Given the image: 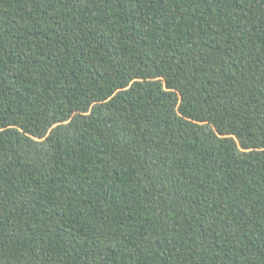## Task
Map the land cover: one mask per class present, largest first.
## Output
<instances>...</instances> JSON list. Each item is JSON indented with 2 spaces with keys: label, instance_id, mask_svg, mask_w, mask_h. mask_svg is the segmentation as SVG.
Instances as JSON below:
<instances>
[{
  "label": "trees",
  "instance_id": "16d2710c",
  "mask_svg": "<svg viewBox=\"0 0 264 264\" xmlns=\"http://www.w3.org/2000/svg\"><path fill=\"white\" fill-rule=\"evenodd\" d=\"M0 264H264V0H0Z\"/></svg>",
  "mask_w": 264,
  "mask_h": 264
}]
</instances>
